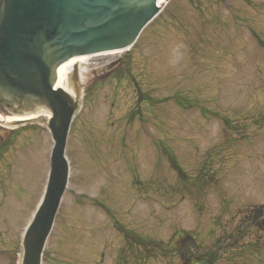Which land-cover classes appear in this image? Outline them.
I'll list each match as a JSON object with an SVG mask.
<instances>
[{"label":"rangeland","instance_id":"rangeland-1","mask_svg":"<svg viewBox=\"0 0 264 264\" xmlns=\"http://www.w3.org/2000/svg\"><path fill=\"white\" fill-rule=\"evenodd\" d=\"M89 58L41 264H264V0H169L133 49ZM1 130L0 264H18L52 142Z\"/></svg>","mask_w":264,"mask_h":264},{"label":"water","instance_id":"water-1","mask_svg":"<svg viewBox=\"0 0 264 264\" xmlns=\"http://www.w3.org/2000/svg\"><path fill=\"white\" fill-rule=\"evenodd\" d=\"M161 1L0 0V117L48 114L51 117L45 126L53 142L46 186L24 231L19 264H41L66 190L64 149L79 97L76 72L70 76L75 98L55 88L57 75L72 58L129 49L160 11Z\"/></svg>","mask_w":264,"mask_h":264},{"label":"bare ground","instance_id":"bare-ground-1","mask_svg":"<svg viewBox=\"0 0 264 264\" xmlns=\"http://www.w3.org/2000/svg\"><path fill=\"white\" fill-rule=\"evenodd\" d=\"M165 5V0L161 1V7ZM106 55H118V53H111ZM90 58L89 57H80L76 59H72L68 61L63 69L60 71V73L57 75L56 85L55 88L58 87L65 91L70 97L75 98V88L70 84L69 82V76L70 74L76 70L77 76H78V86L83 85V77L86 73V68L84 67L86 63L88 62ZM47 119V116L43 115H35L30 116L28 118L24 119H17V118H2L0 117V127H9L14 123H20V122H34L37 123L40 121V119L44 118ZM72 126V125H71Z\"/></svg>","mask_w":264,"mask_h":264},{"label":"trees","instance_id":"trees-1","mask_svg":"<svg viewBox=\"0 0 264 264\" xmlns=\"http://www.w3.org/2000/svg\"><path fill=\"white\" fill-rule=\"evenodd\" d=\"M253 224L254 226H258L261 229L264 228V219L261 218V208L257 209L253 216Z\"/></svg>","mask_w":264,"mask_h":264}]
</instances>
